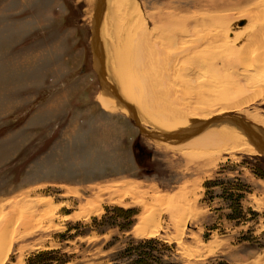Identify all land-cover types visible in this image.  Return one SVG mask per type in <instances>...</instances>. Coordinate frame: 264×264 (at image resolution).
<instances>
[{
	"label": "rangeland",
	"instance_id": "1",
	"mask_svg": "<svg viewBox=\"0 0 264 264\" xmlns=\"http://www.w3.org/2000/svg\"><path fill=\"white\" fill-rule=\"evenodd\" d=\"M195 1L129 4L152 28L156 15L206 14V24L216 26L215 9L195 8ZM204 1L222 7V50L232 59L210 85L236 100L239 82V98L252 99L222 117L264 118L257 91L264 88L262 27L261 48L252 46L264 26V0ZM96 4L0 0V222L14 215L15 229L30 219L34 226L14 241L4 264H264V155L194 160V151L158 147L165 139L154 127L141 129L120 109L105 111L98 99L104 66L98 71L93 58ZM102 29L112 53L131 43L123 30L112 39ZM243 85H256L254 95ZM44 198L52 202L48 215L39 205ZM143 217L151 235L137 234Z\"/></svg>",
	"mask_w": 264,
	"mask_h": 264
},
{
	"label": "bare ground",
	"instance_id": "2",
	"mask_svg": "<svg viewBox=\"0 0 264 264\" xmlns=\"http://www.w3.org/2000/svg\"><path fill=\"white\" fill-rule=\"evenodd\" d=\"M204 2L196 0L192 6L215 9L218 18L216 26L206 24V14L191 18L156 15L152 20L157 22V26L152 28L147 25V20H142L144 14L142 15L139 7L130 5L129 0H97L93 58L98 71L104 66L100 73L106 80L103 81L102 96L98 97L99 103L107 112H118L120 109L141 129L144 124L154 127L157 132L161 131L160 135L165 140L156 143L158 147L181 151L184 155L194 151L197 155L194 160L207 158L211 161L227 152L264 155V118L247 112V121L221 115L226 111L242 112L243 106L252 99L239 98L238 80L234 82H238L234 96L236 100L232 99L233 95L230 96L231 93L227 90L218 85H210L211 79L222 74L221 71H227L230 58L222 50L225 39L224 19L220 15L222 7L211 2L203 5ZM101 11L102 23L100 21L98 25L97 19ZM105 25L108 26L107 34L111 38L117 29L123 30V40L131 34V43L126 40L128 43L116 47L112 53V48L109 49L107 44L109 36L107 38L102 29ZM261 27L264 30V26L260 25L252 35V46L255 48L261 43L258 41L262 39L259 37ZM97 30L100 33L98 35ZM179 35L181 38L177 37ZM171 40L177 43L176 50H170ZM250 46L251 44H247L245 48ZM236 49L234 48L235 51ZM258 59L262 63L258 68L260 70L264 68V55L260 54ZM260 78L264 80V76ZM260 85L264 87V81ZM215 88L220 90L216 92ZM255 88L256 85H243L242 91L254 95ZM257 91L258 95L264 94V88ZM242 120L248 124L244 129L239 125ZM253 139L258 143H253ZM19 203L17 201L15 205ZM51 203L45 198L40 201L43 214L50 213ZM1 208L2 206V211ZM15 214H18L17 209ZM14 218V215L12 218L9 216L4 224L0 222V264L7 261L14 241L20 239L19 235L24 237L28 233L26 229H34L30 224L33 219L27 220L24 225L20 223L22 226L15 229L17 221ZM149 219L143 217L136 229L138 235L147 236L153 233L150 231L152 223Z\"/></svg>",
	"mask_w": 264,
	"mask_h": 264
},
{
	"label": "water",
	"instance_id": "3",
	"mask_svg": "<svg viewBox=\"0 0 264 264\" xmlns=\"http://www.w3.org/2000/svg\"><path fill=\"white\" fill-rule=\"evenodd\" d=\"M100 0H98V2H99ZM94 36H95V39H96V35H95V32H94ZM102 83H103V81H102ZM239 125L240 126H242L243 127V129L245 128V125L246 126H248V124L246 123V122H244V120H242L241 122H239ZM149 135H152V134H149ZM250 135H252V134H250ZM152 137V136H151ZM154 137V136H153ZM155 138V137H154ZM157 139H160V138H157ZM183 139V138H182ZM249 139H251L252 140V137H250ZM256 141L253 139V143H255ZM256 143H258V142H256Z\"/></svg>",
	"mask_w": 264,
	"mask_h": 264
}]
</instances>
